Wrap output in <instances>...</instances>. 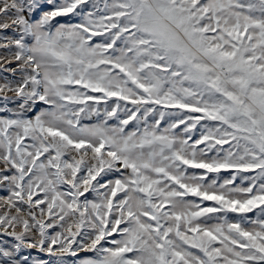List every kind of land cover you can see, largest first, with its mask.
I'll return each instance as SVG.
<instances>
[{
    "label": "snow or ice",
    "instance_id": "snow-or-ice-1",
    "mask_svg": "<svg viewBox=\"0 0 264 264\" xmlns=\"http://www.w3.org/2000/svg\"><path fill=\"white\" fill-rule=\"evenodd\" d=\"M0 264H264V0H0Z\"/></svg>",
    "mask_w": 264,
    "mask_h": 264
}]
</instances>
